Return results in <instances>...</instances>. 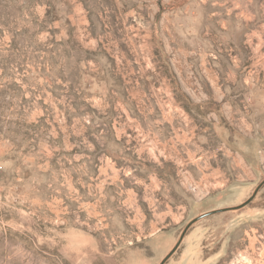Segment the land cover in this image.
<instances>
[{"label":"rangeland","instance_id":"1","mask_svg":"<svg viewBox=\"0 0 264 264\" xmlns=\"http://www.w3.org/2000/svg\"><path fill=\"white\" fill-rule=\"evenodd\" d=\"M264 180V0H0V264H160ZM164 264H264V184Z\"/></svg>","mask_w":264,"mask_h":264},{"label":"water","instance_id":"2","mask_svg":"<svg viewBox=\"0 0 264 264\" xmlns=\"http://www.w3.org/2000/svg\"><path fill=\"white\" fill-rule=\"evenodd\" d=\"M263 184H264V180L255 188V190L252 193L251 197L247 201H245L244 203H242L240 205H237L235 207H230V208L218 209V210L210 211V212H207L205 214H202V215L196 217L195 219H193L192 221H190V223H188L186 229L183 231L182 235L180 236V238H179L178 242L176 243V245L168 253V255L160 262V264H164L176 252V250L178 249L179 245L181 244V241L183 239V236H184L186 230L189 227H191L194 223H196L197 221H199V220H201V219H203L205 217H208L210 215H214V214H218V213H223V212H227V211H236V210L242 209L243 207H245L246 205H248L253 200V198L255 197V195L257 194L258 190L261 188V186Z\"/></svg>","mask_w":264,"mask_h":264},{"label":"crops","instance_id":"3","mask_svg":"<svg viewBox=\"0 0 264 264\" xmlns=\"http://www.w3.org/2000/svg\"><path fill=\"white\" fill-rule=\"evenodd\" d=\"M134 264H144V261L138 258V260Z\"/></svg>","mask_w":264,"mask_h":264}]
</instances>
